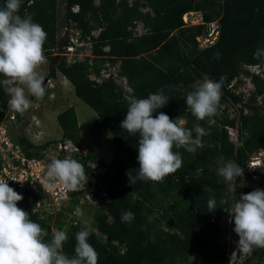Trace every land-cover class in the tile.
I'll return each instance as SVG.
<instances>
[{"label": "trees", "instance_id": "obj_1", "mask_svg": "<svg viewBox=\"0 0 264 264\" xmlns=\"http://www.w3.org/2000/svg\"><path fill=\"white\" fill-rule=\"evenodd\" d=\"M4 3L0 0V7ZM60 4L64 20L80 31V38L86 40L90 36L91 56H73L69 60L61 54L68 40L59 45ZM74 6H78L77 11L72 10ZM188 11H200L206 22L219 20L220 33L213 45L198 47L196 37L204 26H184L182 15ZM19 14L42 25L47 33L44 56L50 61L48 77L55 78L60 73L73 85L75 95L97 114L94 119L79 123L73 106L58 113L60 141H69L82 150L84 133L108 129L112 135L110 161L106 162L94 148L73 158L83 165L89 179L79 190L71 192L67 209L77 207L79 198L87 193L97 198L93 211L96 232L92 231L89 243L98 253V264H227L233 247L222 223L226 225L230 219L232 235L238 237L231 215L236 198L255 188L243 176L238 177L233 194L228 191L229 182L217 173L225 163L240 165L251 154L264 149V78L244 69V65L264 64V58L258 60L253 56L258 48H264V0H24ZM139 22L144 29L140 34L135 31ZM94 31L96 35L92 34ZM216 53L220 54L219 59ZM106 62L117 66L118 75L127 79L132 89L129 95L146 98L163 89L171 97L158 111L171 119L186 121L184 126L188 129L199 124L208 133L202 137L204 147L196 154L175 149L182 155L183 166L163 182L129 180V174L135 176L139 167V138L120 127L128 108L120 85L111 76L101 81L91 77H99ZM241 74L251 75L254 90L244 104L247 113L240 109L236 120L222 106L228 98L234 103L242 101V93L235 94L228 88L230 81ZM206 75L223 82L221 107L215 116L197 120L185 97ZM241 82L239 79L238 83ZM7 86L0 84L1 122L13 112ZM259 95H263L261 105L257 104ZM16 118L18 122L23 120L19 113ZM236 124L239 139L233 142L226 126ZM11 136L29 158L41 157L42 151L54 142L35 143L25 134ZM90 163L103 168V172L95 173ZM257 174L261 181L263 173L258 170ZM37 197L33 195V201ZM213 197L217 207L209 211L208 200ZM19 207L49 233L46 239H51L53 216L42 218L32 212L27 199ZM64 211L57 213L55 226L67 231L69 239L63 251L72 257L76 234L83 224L81 220H71L63 228ZM127 211L134 213L131 223L121 221V215ZM242 264H264V248L254 249Z\"/></svg>", "mask_w": 264, "mask_h": 264}, {"label": "clouds", "instance_id": "obj_2", "mask_svg": "<svg viewBox=\"0 0 264 264\" xmlns=\"http://www.w3.org/2000/svg\"><path fill=\"white\" fill-rule=\"evenodd\" d=\"M23 2L5 0L4 6L0 7V76L5 78L0 84L13 85L6 87L8 103L19 114L31 107L29 96L43 100L46 95L45 76L37 69L45 61L47 33L42 25L19 14ZM215 56L220 58L219 53ZM253 56L258 60L264 58V48H258ZM222 87V80H213L207 75L203 82L193 85L185 103L197 120L217 114L221 107ZM170 97L163 89L146 98L126 97L128 108L120 127L132 135L138 134L139 138L136 157L139 167L135 176L129 174L131 183L163 182L183 166L182 155L175 149L196 154L204 147L202 137L208 134L205 128L197 124L194 129H188L184 126L186 121L171 119L158 111L169 103ZM217 174L229 182L228 191L235 194L237 178L243 176V169L237 162L225 163L218 168ZM88 179L83 165L77 160L53 156L46 168L44 187L52 191L56 182H60L64 189L77 191ZM7 181L0 179V264H98V253L89 243L92 230L86 219H82L83 227L76 234L75 255L69 257L63 251V245L69 239L67 231L56 230L51 239H46L49 233L18 207L17 202L23 196ZM216 207L215 198H210L208 210ZM75 215L83 218L85 214L77 207ZM231 215L233 231L239 237L236 249L242 264L254 249L264 248V189L241 193ZM134 218L131 211L121 215V221L125 223H131Z\"/></svg>", "mask_w": 264, "mask_h": 264}, {"label": "built area", "instance_id": "obj_3", "mask_svg": "<svg viewBox=\"0 0 264 264\" xmlns=\"http://www.w3.org/2000/svg\"><path fill=\"white\" fill-rule=\"evenodd\" d=\"M73 11L78 10V6L72 8ZM182 20L184 26H195L203 25L204 29L202 33L196 37L199 48H205L213 45L220 33L219 20L215 19L206 22L203 18V14L200 11H188L182 15ZM74 29V28H73ZM77 32L75 39L69 37L66 46H62L63 52L61 54L66 55L69 60L73 56L81 58L80 53H84L87 47L91 49L90 36H86L85 39H81V33L79 30L74 29ZM135 31L137 33L144 32L143 26L140 23L136 24ZM92 34L96 35L97 31ZM84 47L83 50H78L80 47ZM91 56V55H88ZM251 75H257L264 78V64H253L244 65ZM251 75L247 76L241 74L238 77L232 79L228 85L235 94L243 95L242 101L234 103L228 98L226 105L222 106V109L227 108L229 116L236 118L238 120L240 115V109L243 108L244 112L247 113V108L244 104L247 102V98L250 93L254 90V84L252 82ZM113 77L116 82L120 85L124 92V96L128 97L132 92L131 87L128 85L127 79L124 76H119L117 73V66L110 65L106 62L104 67L101 69L100 76L95 77L92 75V79L101 81L102 78ZM241 79V83L238 80ZM263 95L257 97V104H262ZM20 124L16 118V112H9L5 118L0 123V179L7 180L10 187H12L17 193L22 194L23 199L17 202L18 207L24 202L25 199L31 204V211L37 213L40 217H46L48 215L56 216L57 213L63 210L72 200L71 192L64 189L60 182H56V187L49 191L44 187L45 184V172L47 165L53 156L59 159H73L77 153H85V149L80 150L78 147L73 146L72 143L59 142L58 150L49 146L47 149L42 151L41 157H27L24 150L18 141L14 140L11 136V126H17L15 124ZM36 123V122H35ZM212 123V121H211ZM226 130L230 141L238 142L239 139V127L238 124L234 127L226 126ZM32 141V140H31ZM78 156V155H77ZM93 168H95V173L103 172V168L96 166L94 163H90ZM243 169V178L250 182L255 189H261L264 185V149H260L257 152L251 154L249 159L241 162L239 165ZM263 173L262 180H259V175L257 171ZM37 195V199L33 201V195ZM80 204L94 203L97 204L98 200L93 193H87L79 198ZM228 224V232L232 235V225L229 219L226 223ZM52 230V227H51ZM53 231V230H52ZM54 232V231H53ZM235 248V254L237 253ZM250 256V255H249ZM248 256V257H249ZM247 257V258H248ZM246 258V259H247ZM235 264H240V257ZM245 260V259H244ZM243 260V261H244Z\"/></svg>", "mask_w": 264, "mask_h": 264}, {"label": "rangeland", "instance_id": "obj_4", "mask_svg": "<svg viewBox=\"0 0 264 264\" xmlns=\"http://www.w3.org/2000/svg\"><path fill=\"white\" fill-rule=\"evenodd\" d=\"M59 20L60 31L58 35L62 34V38L63 36H65L66 32H68V38L71 37L72 39H75V37L77 36V32L64 20L62 4L59 5ZM54 55H58V53L55 52ZM83 55H90L89 47H87L86 52L82 54L80 53V56ZM49 64L50 61L45 58L44 63L40 65L37 69L41 75L45 76V97L43 98V100H37L35 97L29 96V99L31 100V107L28 111L21 114L23 120L20 121V124H18L19 126H11V135L18 136L21 134H25L30 140L35 143H43L48 140H54V142L50 146L55 148V150H58V144L59 142H61L60 138L62 136L60 126L56 119L58 113L63 111L68 106H73L76 110L79 123L90 121L94 119L97 114L89 105H87L75 95L73 85L60 73H57V76L55 78L48 77ZM15 86L21 85L16 84ZM83 138L85 140V151L87 149L94 148L100 153V155L106 162L110 161V158L113 154L114 145L112 135L108 129H104L101 132L98 131L93 134L84 133ZM67 142L69 143V141H65L64 143ZM70 205L71 202L67 205V207L64 208L65 216L61 218L63 228L66 227V225L71 220L82 221V219H86L91 230L93 232H96L95 223L93 219V211L94 206L96 204L85 203L79 204L77 206L83 209L85 214L83 218L77 217L75 215V209L77 207H73L71 211H67ZM56 218L57 215L53 216L50 220V225L54 232L57 230L55 226ZM222 224L223 226H226L227 229H229L228 224ZM228 239L233 249H231V251L228 253L226 263H238L236 262L238 259L235 258L240 257V254L238 252L235 254V248L239 237H234L228 232Z\"/></svg>", "mask_w": 264, "mask_h": 264}, {"label": "water", "instance_id": "obj_5", "mask_svg": "<svg viewBox=\"0 0 264 264\" xmlns=\"http://www.w3.org/2000/svg\"><path fill=\"white\" fill-rule=\"evenodd\" d=\"M67 38H68V32H66L65 36H63V37L59 40V45H61V44L63 43V41H64L65 39H67Z\"/></svg>", "mask_w": 264, "mask_h": 264}, {"label": "bare ground", "instance_id": "obj_6", "mask_svg": "<svg viewBox=\"0 0 264 264\" xmlns=\"http://www.w3.org/2000/svg\"><path fill=\"white\" fill-rule=\"evenodd\" d=\"M131 2V1H130ZM131 4V3H130ZM66 57V56H65ZM33 106V105H32ZM257 106V105H256ZM1 122V121H0ZM27 203V202H26Z\"/></svg>", "mask_w": 264, "mask_h": 264}, {"label": "crops", "instance_id": "obj_7", "mask_svg": "<svg viewBox=\"0 0 264 264\" xmlns=\"http://www.w3.org/2000/svg\"><path fill=\"white\" fill-rule=\"evenodd\" d=\"M140 24H142L141 22H139Z\"/></svg>", "mask_w": 264, "mask_h": 264}]
</instances>
